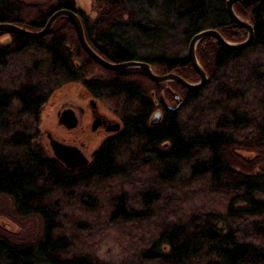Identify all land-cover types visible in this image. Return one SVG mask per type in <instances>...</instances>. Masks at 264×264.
I'll return each instance as SVG.
<instances>
[{
  "label": "trees",
  "instance_id": "obj_1",
  "mask_svg": "<svg viewBox=\"0 0 264 264\" xmlns=\"http://www.w3.org/2000/svg\"><path fill=\"white\" fill-rule=\"evenodd\" d=\"M225 1L92 0L91 20L70 0H0V24L38 32L55 11H76L105 61L142 62L193 83L194 35L246 37ZM233 9L253 40L237 51L213 38L199 42L208 82L197 91L153 83L140 70L103 69L66 19L42 38L0 31L10 38L0 45V80L8 78L0 87V199L29 228L25 239L0 229V264H264V0ZM77 82L111 107L121 129L89 165L68 170L42 146L38 119L49 95ZM170 91L183 105H162L161 122L150 126L154 100L161 93L173 101Z\"/></svg>",
  "mask_w": 264,
  "mask_h": 264
},
{
  "label": "rangeland",
  "instance_id": "obj_2",
  "mask_svg": "<svg viewBox=\"0 0 264 264\" xmlns=\"http://www.w3.org/2000/svg\"><path fill=\"white\" fill-rule=\"evenodd\" d=\"M18 1L21 2L23 5L29 7L52 6L55 2V0ZM70 1L73 3L74 9L79 11L80 13H83L84 16L86 15L91 20L97 18L95 10L92 6V0ZM9 41L10 38L8 35H0V45H6L9 43ZM94 74V76L97 75V77H101L98 71L94 72ZM87 78H90V76H88ZM7 80V77H3L0 80V87L6 88L8 85ZM198 80L199 78L193 83H196ZM168 95L171 96L169 93ZM170 98L173 101H166L164 100L163 96L161 97V93H159V101L155 105L157 106L158 112L161 113V106L163 104L168 105L169 107H173L175 105L173 97L171 96ZM91 99H93V97L80 82L66 84L62 86L59 90L54 91L53 94H51V96L49 95V97L46 99L39 113L38 132L40 134L41 144L42 146H44L45 151L50 157L53 158L52 152L49 147V139H47V137L63 145L80 148L79 150L81 151L83 156L88 161H90L94 152L98 149L101 143L105 141L106 138L110 135L103 132H101L100 134L96 132H91L90 125L92 123V120L88 111V102ZM95 101L97 107L99 108V112L104 117L109 119L112 123H117L121 127V122L119 121L118 117L114 114L111 107L104 101ZM65 108L71 111L74 110L73 112H75V119H77L76 127L73 129H67L62 124H59L57 122L59 114L62 113ZM77 114L79 115L77 116ZM103 190L104 189H101L100 192H102ZM9 207L10 202L6 198L2 200L0 199V229L13 235L16 238H22L24 232L29 230V228L27 226H21V228L12 220V216H9L11 212H9V214L6 212ZM31 226L33 225L30 224L29 227ZM27 237L28 235L25 234L23 236V239Z\"/></svg>",
  "mask_w": 264,
  "mask_h": 264
},
{
  "label": "water",
  "instance_id": "obj_3",
  "mask_svg": "<svg viewBox=\"0 0 264 264\" xmlns=\"http://www.w3.org/2000/svg\"><path fill=\"white\" fill-rule=\"evenodd\" d=\"M238 1L240 0H226L225 9H226V13L228 17L230 18V20L234 24L238 25L239 27L243 28L246 31L247 38L244 41L237 43V44L229 43L225 41L222 38V36L215 30H208V31L200 32L194 35L189 41V44L187 47V54L191 62L192 68L194 69L195 73L198 75V78H199V80L196 83L187 82L183 78L175 74H168V75H163V76L156 75L152 71L151 67L145 63L128 62V63H122V64H111L105 61L99 55H97L87 44L85 40L82 24H81V21L79 20V17L76 11H71L67 9H61V10L55 11L51 15L49 20L47 21L45 27L41 31H38V32H29V31L23 30L19 27H16L14 25H9V24H0V31L18 34V35H22V36L33 38V39L42 38V37H45L49 33L50 29L52 28V25L57 20L66 19L72 25L76 33L78 43L80 44L83 51L88 55L90 59H92L97 65L101 66L103 69L114 71V72H117V71L119 72L123 70H140L153 83H157V84L174 83L187 90L197 91V90L202 89L208 80L205 72L199 66L195 58V50L199 42H201L207 37H213L223 47L229 50H241V49L247 48L253 40L252 26L249 25L248 22H245L241 18H239L234 12L233 6ZM170 94L174 99L175 105L173 107H169L168 105H165V104L163 105H164V108H166L168 111L176 112L181 108L183 101L177 93L170 91ZM160 115H161L160 112H158L153 117V119L150 120L151 126H155L158 124L157 119L160 120L162 116ZM58 119H59V124H62L67 129H73L76 127V119L71 110H64L62 113L59 114ZM119 128H120L119 124L115 123L112 131L116 132L119 130ZM49 147L52 152L53 158L57 160L59 163H61L68 170L83 168L87 166L89 163L88 160L83 156V154L75 147L63 145L50 138H49Z\"/></svg>",
  "mask_w": 264,
  "mask_h": 264
},
{
  "label": "flooded vegetation",
  "instance_id": "obj_4",
  "mask_svg": "<svg viewBox=\"0 0 264 264\" xmlns=\"http://www.w3.org/2000/svg\"><path fill=\"white\" fill-rule=\"evenodd\" d=\"M79 17V16H78ZM79 20H81V18L79 17ZM94 99V98H93ZM91 99L88 102V111L90 114V118L92 120V123L90 125V129L91 132H96L98 134H100L101 132L106 133V134H110L107 138H110L112 136H114L116 133L119 132V130L121 129V127L119 128L118 131L113 132L112 129L114 127L115 123H112L109 119H107L106 117H104L100 112H99V108L97 107L96 101ZM65 110H69L66 109ZM64 111V110H63ZM74 111V110H73ZM72 111V112H73ZM75 112H73L74 114ZM161 114V113H160ZM79 114H77L78 116ZM75 116V114H74ZM59 117V116H58ZM76 117V116H75ZM77 119V118H76ZM59 123V119L57 121ZM106 138V139H107ZM77 149L79 150L80 148L77 147Z\"/></svg>",
  "mask_w": 264,
  "mask_h": 264
},
{
  "label": "bare ground",
  "instance_id": "obj_5",
  "mask_svg": "<svg viewBox=\"0 0 264 264\" xmlns=\"http://www.w3.org/2000/svg\"><path fill=\"white\" fill-rule=\"evenodd\" d=\"M246 22V21H245ZM249 24V23H248ZM250 25V24H249ZM208 30H212V29H206V30H203V31H208ZM203 31H201V32H203ZM207 38H213V37H207ZM223 38V37H222ZM247 38V33H246V37H245V39ZM213 39H215V38H213ZM245 39H243L242 41H244ZM216 40V39H215ZM225 40V39H224ZM217 41V40H216ZM226 41V40H225ZM242 41H239V42H236V43H234V44H237V43H240V42H242ZM217 43L219 44V45H221L218 41H217ZM229 43H231V42H229ZM222 46V45H221ZM223 47V46H222ZM223 48H225V47H223ZM225 49H227V48H225ZM229 50V49H228ZM242 50V49H241ZM232 51H237V50H232ZM187 58H188V60H189V57H188V54H187ZM195 58H196V53H195ZM196 61H197V63L199 64V62H198V60H197V58H196ZM189 62H190V60H189ZM140 63H142V62H140ZM190 64H191V62H190ZM148 65V64H147ZM192 66V65H191ZM199 66H200V64H199ZM201 67V66H200ZM197 75V74H196ZM198 76V75H197ZM207 82H208V80H207ZM169 84H174V83H166L165 85H169ZM207 84V83H206ZM205 84V85H206ZM204 85V86H205ZM93 97V96H92ZM94 100H96L95 98H94ZM156 101L154 100V104L156 105ZM166 109V108H165ZM158 113V111L157 110H155L153 113H152V115H151V117H150V120L151 119H153V117L156 115ZM161 116V115H160ZM161 122V118H160V120L159 119H157V123L159 124ZM149 124H150V121H149ZM157 124V125H158ZM151 126V125H150ZM156 126V125H155ZM47 139H49V137H47ZM80 151V150H79ZM81 152V151H80ZM57 161V160H56ZM89 163H90V161H88ZM89 163H88V165H89ZM61 164V163H60Z\"/></svg>",
  "mask_w": 264,
  "mask_h": 264
}]
</instances>
